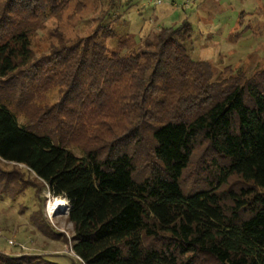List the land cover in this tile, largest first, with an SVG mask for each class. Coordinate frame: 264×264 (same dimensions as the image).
I'll use <instances>...</instances> for the list:
<instances>
[{"label": "trees", "instance_id": "trees-1", "mask_svg": "<svg viewBox=\"0 0 264 264\" xmlns=\"http://www.w3.org/2000/svg\"><path fill=\"white\" fill-rule=\"evenodd\" d=\"M18 1L0 0V166L13 168L0 198L29 186L65 198L82 264H264V71L212 79L188 22L136 40L104 19L113 0L87 35L47 29L34 60L37 30L72 0ZM0 264L60 263L0 251Z\"/></svg>", "mask_w": 264, "mask_h": 264}, {"label": "rangeland", "instance_id": "rangeland-1", "mask_svg": "<svg viewBox=\"0 0 264 264\" xmlns=\"http://www.w3.org/2000/svg\"><path fill=\"white\" fill-rule=\"evenodd\" d=\"M27 1L21 0L22 3ZM76 1L69 3L61 12L59 20L48 17L44 28L37 30L32 39L34 60L41 53L47 52L50 42L46 38L47 29L58 27L67 40L73 41L92 31L98 23L96 18L101 17L111 2L81 0L86 5L74 13L72 10ZM113 1L116 6L111 11L113 15L108 12L104 19L107 18L106 22L117 34L129 33L136 40L158 26H179L183 21L188 22L191 27L190 56L210 63L212 79L228 68L243 71L246 75L264 71V0ZM52 40L55 42L54 37ZM108 41L110 46L113 45L114 39ZM132 45L134 46L133 43ZM36 69L32 66L24 72L21 88H25V91L30 84L38 86V76L32 78ZM10 82L15 88H19L22 80L15 77ZM48 88L46 101H57L60 97L58 89L51 84ZM0 92L4 91L0 88ZM19 166L18 170L24 173V178L33 182V175L23 172V168ZM0 168L5 171L13 169L8 165H1ZM9 194L13 196L16 193L12 190ZM54 197L46 189L39 191V187L38 193H34V188L29 186L12 201L8 197L0 198L1 252L9 255H41L60 264H82L70 248L72 229L71 223L66 219L68 203L64 209L51 215L46 209L48 201Z\"/></svg>", "mask_w": 264, "mask_h": 264}, {"label": "bare ground", "instance_id": "bare-ground-1", "mask_svg": "<svg viewBox=\"0 0 264 264\" xmlns=\"http://www.w3.org/2000/svg\"><path fill=\"white\" fill-rule=\"evenodd\" d=\"M67 205V200L62 197H54L50 199L47 203L46 209L48 210L49 215L64 209Z\"/></svg>", "mask_w": 264, "mask_h": 264}, {"label": "built area", "instance_id": "built-area-1", "mask_svg": "<svg viewBox=\"0 0 264 264\" xmlns=\"http://www.w3.org/2000/svg\"><path fill=\"white\" fill-rule=\"evenodd\" d=\"M9 243H12V241H11V240H9ZM20 247H21V248H25L23 245H20Z\"/></svg>", "mask_w": 264, "mask_h": 264}]
</instances>
